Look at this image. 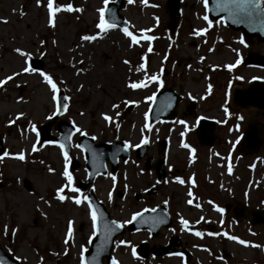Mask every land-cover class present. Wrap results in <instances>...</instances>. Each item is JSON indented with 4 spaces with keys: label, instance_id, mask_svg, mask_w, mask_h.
<instances>
[{
    "label": "rangeland",
    "instance_id": "obj_1",
    "mask_svg": "<svg viewBox=\"0 0 264 264\" xmlns=\"http://www.w3.org/2000/svg\"><path fill=\"white\" fill-rule=\"evenodd\" d=\"M124 1L125 5L119 13L125 20V27L137 36L140 35V29L151 28L152 31L147 34L156 37L151 41L152 52H147L148 42L143 40L139 45L129 47L130 40L123 35L119 27L109 30L107 34H101L102 38L91 43L80 40L82 35L95 34L98 31L95 28L98 18L96 9L104 6L103 0H54L57 5L71 3L73 8L84 9L81 13H57L55 29L46 24L47 13L44 5L47 0H42L39 7L36 0H0V20H7V23H0V78L10 75L13 71H20L23 66V58L12 49H27L33 53L32 59H37L43 64V71L51 73L56 81H65L58 87L65 95L71 97L69 111L53 121L50 129L52 135H57L55 124L59 120L71 124L75 121L88 136H96L95 142L129 141L131 144H138L143 135L149 140L147 153L151 157L155 156L158 141L166 139L168 165L174 164L183 171L179 177L184 181L197 174L199 190L211 197L208 202L200 203L199 208L193 202V210L185 214V219L190 222L189 230L181 231V236L179 235L181 241L192 249L195 262L264 264V225L253 224L249 219L235 220L216 211V207L223 208L225 203L231 202H242L248 208L264 210V149L253 154L240 150L243 132L250 120L244 122L236 118L241 112L232 109L226 92L227 88H231L236 82L235 77H243L239 82L246 86L250 75L257 74L242 64L247 47L237 42V32L231 31L222 23L216 24L215 21L214 26L203 36L192 35L193 29L205 27L206 24L202 19L205 9L201 0H183L178 25L172 32L168 30L166 0H147L146 4H142L140 0H133L131 4L128 0ZM152 4L157 7H152ZM21 9L25 13L24 16L19 14ZM53 39L57 41L55 45L52 44ZM39 40L46 41V45L41 49L47 53L44 57L37 54V49L40 48ZM209 48L214 50L209 52ZM232 49L239 50L241 63L229 72L224 65L234 63L236 53ZM254 50L264 53V45L258 44ZM144 55L149 75L163 68V86L159 87L153 83L143 89L126 88L125 83L128 80L143 78V72L137 73L135 68L141 63L140 58ZM165 56L167 59H164ZM201 56L205 57L203 61L200 60ZM125 59L130 61L129 65L123 63ZM79 61L83 63H78ZM188 65H191V68ZM76 69L83 71L77 73ZM41 79L35 73L21 74L0 88L2 145L5 151L10 153H17L21 149L26 152L23 162L6 157L0 163V243L5 252L21 264H79L80 248H87L92 231L86 204L76 206L71 201L60 203L53 198L55 188L65 182L60 175L64 161L59 147L53 144L40 147V144H37L40 150L31 152V144L36 143L37 137L29 130V121L36 127L50 121L44 117L49 115L53 108L50 90ZM226 81L228 86L224 88ZM81 84L83 89L77 91ZM208 84L212 85V90L205 96ZM165 88L173 89L181 97L176 109V120L154 125L149 123L151 131L145 129L142 133L141 129L145 124L144 113L149 112L152 102L146 97ZM189 94L193 99H189ZM201 96L205 98L200 99ZM18 97L23 99L17 102ZM123 100H137L139 103L125 106ZM189 101L195 102V114L185 113V106ZM111 103L119 104V109H111ZM224 107L228 108L227 116ZM115 111L120 112L119 117L115 116ZM20 112L25 115L9 124L8 121ZM81 112L83 115H79ZM101 113L112 116L115 123L120 125L119 129H116L115 123L104 122ZM197 115L223 121L219 123L222 128L218 142L211 151L198 147L195 136L190 134L194 117ZM179 120H184L191 127L185 131L184 126L177 123ZM181 132H185L183 137ZM78 136V133L73 135L70 157H74L79 166L75 170L69 167L76 187L78 180L84 181L86 176L83 151L76 147ZM182 139L190 149H195L194 159L198 158L196 162L194 159L191 162L190 158L184 159L189 150L181 147ZM129 150L128 163L121 164L116 174L111 173L116 177L115 183L108 173L87 188L95 193L113 218L120 222L128 220L138 209L133 197L135 193H142L141 184L152 183L150 172L134 157V148ZM212 153H217L218 157L215 158ZM40 161L44 163L41 164ZM229 166L232 169L231 174L228 172ZM48 167L54 168L55 173H48ZM206 175L216 178L219 186L207 182L204 177ZM171 180L176 181L175 178ZM171 186L164 187L162 192L169 193ZM128 190L130 193L126 199L116 196L117 192L119 194ZM178 191L184 198L183 189L179 186ZM85 192L80 194L85 195ZM109 192L112 193L111 201L108 199ZM40 196H44L51 207L44 205L39 199ZM37 205L47 213L46 218L41 216ZM69 219L73 220V240L67 245L65 255L66 246L63 240ZM5 224L8 226L7 234L3 230ZM208 224L212 231L223 229L222 232L261 247H246L224 236H209L206 230ZM13 228L18 229L15 234L12 233ZM197 231L201 232L202 236L194 235ZM120 240L130 242L134 246L142 240L150 247L154 243L147 232H125L117 238L112 251L113 258L119 264H185L176 256L159 259L148 257L145 260L134 258L131 255V247L118 244ZM205 248L208 251H205Z\"/></svg>",
    "mask_w": 264,
    "mask_h": 264
},
{
    "label": "snow or ice",
    "instance_id": "obj_2",
    "mask_svg": "<svg viewBox=\"0 0 264 264\" xmlns=\"http://www.w3.org/2000/svg\"><path fill=\"white\" fill-rule=\"evenodd\" d=\"M128 2L131 4V3H133V0H128ZM140 2L142 4H146L147 0H140ZM201 2L203 3L205 13H206L202 17V19L206 22V24H205V27L193 29L192 35L197 36V37L203 36L205 33H207V31L209 29H211L214 26L213 20L209 19V16L207 15L208 0H201ZM36 4L38 7L41 6L42 0H36ZM108 4H109V0H103L104 6L96 9V13L98 14V18H97V22L95 23V28L98 31L95 34L82 35L80 37L81 41L91 43L97 39L102 38L101 34H107V32L109 30L117 28V24L115 22H109L108 20L105 19V13H106V8H107ZM44 6L46 8V13H47L46 24L51 29H55V27H56L55 17H56L57 13H60L61 11H67V12L75 11L77 13H81L84 11V9L81 7L73 8L71 3H68L66 5H57L54 3V0H47L46 4ZM151 6L157 7V5H155V4H152ZM216 9H217V11L227 12L228 17L231 18L233 23H240V22H243L245 20H248V21L258 20L260 23L261 30L264 31V6H262V0H218L217 5H216ZM19 14L21 16L25 15V13L22 9H21ZM77 18H79V17H77ZM223 20H224V17H221V19L215 21V23L220 24L223 22ZM0 23H7V20H0ZM119 30L123 33V35L125 37L129 38V40H130L129 47L139 45L141 40H143V41L148 42L147 52H152L153 49H152L151 41L155 40L156 37L154 35H148L147 34V33L152 31L151 28L140 29L139 30V32H140L139 36L134 35V33L132 31H130L128 27L120 28ZM237 42L239 44L247 47V44L245 43L244 37H240ZM56 43H57V41L53 39L52 44L55 45ZM39 45H40V48L37 49V54L40 57L46 56V54H47L46 51L41 50L46 45V41L45 40H39ZM78 47H79V45H78ZM213 50L214 49L209 48V52H212ZM12 51L14 53H16L18 56L23 58V66L20 69V71H13L10 75H6L3 78H0V88L5 86L8 81H12L15 77H18L21 74H33V73H35L40 78H42L41 82L44 83L49 88L50 93H51V101L53 102V108H52L51 113L49 115L45 116L44 118L46 120H52L54 117L64 116L65 113H67L69 111V107H70L69 101L71 100V97L69 95H63V96L58 95L60 92V88L58 87V85L64 84L65 81L62 79L60 81H56L54 79V76L51 73L43 71V70H39L38 68L33 67L30 64V61L33 58V53L31 51L24 49V48H21V47H14L12 49ZM232 51H234L236 53V59H235L234 63H229V64L224 65V67L227 68V70L229 72H231L233 68H235L236 66H238L241 63V56H240L239 50L238 49H232ZM140 59H141V63L135 68V71L137 73L143 72V78L135 80V81L128 80L125 83V87L128 89H131V90H137V89L147 88L149 85H151L153 83H155L159 87H162L163 86V80L161 79V74L164 71L163 68H161L159 72L152 73L149 75L147 70H146V55L141 56ZM164 59H167V56H165ZM204 59H205V57H203V56L200 57L201 61H203ZM78 63L82 64L83 62L79 61ZM123 63L125 65H129L130 61L125 59L123 61ZM188 67L191 68V65H188ZM213 67H216V66H213ZM82 71H83V69H76L77 73H80ZM235 79L241 80V79H243V77L237 76V77H235ZM252 79L255 80V79H257V77H253ZM229 85H231V81H229ZM83 87H84L83 84L79 85L77 88V91L82 90ZM97 87H100V85H97ZM211 90H212V85L208 84L206 92H205V96L210 94ZM154 96H155V93H153V95H151V96H147L146 99L151 101L154 99ZM205 96H201L200 99H204ZM22 99H23L22 97H18L17 102H19ZM189 99H193L191 94H189ZM122 103L125 106H127L129 104H138L139 101H137V100H123ZM225 104H227V100H225ZM110 107H111V109L116 110V109H119L120 105L117 103H111ZM224 113H225V116L229 115L227 107H224ZM24 115L25 114L23 112L17 113L15 118L10 119L8 121V123L12 124L15 122L16 119H19L20 117H23ZM79 115H83V113L81 112V113H79ZM101 116H102L103 121L106 122L107 124L115 123L113 117L108 115L107 113H101ZM115 116L119 117L120 112L115 111ZM236 118L238 120L243 119V117L239 116V115ZM144 119H145V124H144L143 128L141 129L142 133L145 129L151 131V125L149 123H147V120H148V113L147 112L144 113ZM203 119H205V117H197V123ZM222 122L223 121H217V123H222ZM177 123L183 125L185 128V131H187L189 129L188 124L184 120H179V121H177ZM29 124H30L29 130L31 132L35 133L36 137H37L36 143L31 144V152H38L40 150V148L37 147V144H40V147H43L44 144H53V143L58 144L60 152L63 156V161H64L63 170L61 171L60 175L63 177L65 182L60 184L58 187L55 188L53 198L60 203H63L66 200L71 201L76 206H80L81 204H86V207L88 210V215L91 219L92 231H91V235L89 237V242H91L92 237H95L97 235L98 213H97V210H96L94 204L91 202L90 197L88 195L80 194L81 189L75 186L74 177H73L72 173L69 171L70 154L66 149H67V147H69L71 145V139H72L71 133H69L67 136L64 137L65 142H63V143H60L58 141H44L43 143H40V133L37 130L36 125L32 124L31 121H29ZM115 127L118 130L120 125L118 123H115ZM193 127H195V125H193ZM72 129L74 130L75 133H78L80 136H87L88 135V133L86 131H84L82 127L78 126L75 121H72ZM229 131H232V129H229ZM180 135H181V137H183L185 135V132H181ZM92 139L95 140L96 136H92ZM238 140H239V137H237V141ZM148 143H149L148 138L146 136L142 135L138 144H131L129 141H125L123 144V148L125 151H127L129 148H139L141 145H145ZM234 146L235 145H233V147ZM76 147L81 148V149L83 148V146L79 145V144H77ZM181 147L189 149L190 162H191V160L194 159L195 149H190L189 145L187 143H185L183 141V139L181 140ZM6 157L10 158V159H16V160L23 162L26 159V152L24 149H21L17 153H10L8 151H4L2 154H0V163H2L4 158H6ZM40 163L43 164L44 162L40 161ZM124 163L127 164L128 161L125 160ZM47 171H48V173L51 174V173H55L56 170L52 167H48ZM231 171H232L231 166H229V168H228L229 174H231ZM108 175L111 176L113 183H115L116 177L114 175H112L111 173H109ZM175 180L180 184L185 183V181L183 179H181L180 177H175ZM17 182H19V178H17ZM159 182L160 181H157V183H159ZM165 183H167V181H165ZM189 183L193 184V186H194L195 182H194L192 177H189ZM68 193L79 194V195H68ZM187 195L190 198L186 201V203L189 205H192L193 199H191V197L193 196V193H192L191 189H189ZM39 199H40V201L43 202L44 205L51 207L49 201L46 200L44 198V196H40ZM108 199H109V201H111V199H112V193L111 192L108 193ZM163 203L165 205H167L168 201L165 200V201H163ZM209 203H212V202L209 201ZM195 206L197 208H199L200 204L197 203ZM37 210L40 211L41 216H44L45 218L47 217V213L40 210L39 205H37ZM151 211L155 212L156 209L153 208V209H151ZM216 211L223 213L224 209L220 208V207H216ZM139 216H141V213L136 212V213L132 214L131 219L124 220L123 222L113 220L110 222V224L106 223L105 224V233L110 234L117 229H121L124 227V225L132 223L133 221H135L137 219V217H139ZM201 219H203V217H201ZM145 222H147V221H145ZM159 222H162V221H158L156 219H153V223H159ZM179 223L181 225V231L189 230L188 225L190 222L187 219H185L181 216L179 219ZM197 223H199V221H197ZM221 223H222V221H221ZM3 230H4L5 234L8 233L7 224L4 225ZM17 230H18L17 228H13L12 233L15 234ZM194 235L200 237V236H202V233L197 231L194 233ZM208 235L209 236H226L227 239L232 240V241H236L237 243L244 245L246 247H248V246H250V247H261L260 245L252 244L249 241L239 239L238 237H236L234 235H229L227 232H209ZM72 240H73V220L69 219L67 221V230H66V233L64 235V240H63V243L66 246L65 251H64L65 255H67V245H69V243ZM118 244L131 247V255L134 258H138L136 247L134 245H131L130 242L120 240L118 242ZM204 250L208 251L207 248H205ZM86 251H87V249H85L83 246H81L80 252H79V264H88V262L85 258V252ZM177 255H182V254L177 253ZM41 262H42V258H41ZM0 264H2V261H0ZM111 264H119V262L115 258H112Z\"/></svg>",
    "mask_w": 264,
    "mask_h": 264
},
{
    "label": "water",
    "instance_id": "obj_3",
    "mask_svg": "<svg viewBox=\"0 0 264 264\" xmlns=\"http://www.w3.org/2000/svg\"><path fill=\"white\" fill-rule=\"evenodd\" d=\"M182 0H166V9L169 14V22L168 28L172 32L176 29L178 25V20L181 15V4ZM218 0H208V11L207 15L211 20H220L221 17H224L223 23L231 30L238 31L241 34V37H244L245 42L252 44L253 39H256L260 43H264V31L261 30L260 23L258 20L256 21H248L245 20L240 23H233L231 18L228 17V13L224 11H217L216 5ZM124 0H115L113 2H109L106 8L105 19L109 22H115L117 27L123 28L126 26L124 18L119 14V10H121L124 6ZM262 6H264L262 0ZM30 64L33 67L41 70L43 68V64L36 59H32ZM244 64L246 65H255L259 67H264V56L257 53H248L245 56ZM60 96L65 95L62 91L59 92ZM179 96L172 91L171 89H164L161 92L157 93L153 99V103L150 109L149 120L152 124L158 122L159 120L172 121L176 117L175 109L179 102ZM232 103L235 106H238L241 109H247L250 107H255L257 109H264V83L255 82L252 86H248L242 89H234L232 93ZM191 110H189L190 112ZM58 117H54L53 119H57ZM51 123L43 124L39 129L40 133V141H58L60 143L65 142L64 137L69 133L73 135L74 130L72 129V125L65 123L64 121H60L56 128L59 132V137H51L49 135ZM201 128V126L199 127ZM201 133V132H200ZM263 138V129L258 130L257 126H251L246 135V143L244 149H254L256 150ZM57 144V143H55ZM78 144L83 146V150L85 153V162H86V170H87V183L80 184L82 188H85L89 185L97 175L105 174L107 172L106 163H109L111 166V170L114 172L117 169L118 159L121 158L125 161L129 156V151H125L123 148V144L119 142L114 143H94L92 139L81 136L78 140ZM58 145V144H57ZM164 147V143L161 145ZM148 147V144L141 145L137 149V156L139 158L143 157L145 151ZM69 154L71 151V145L66 149ZM3 153V148L0 143V154ZM71 163L73 167L77 166V163L72 159ZM149 165V162L147 163ZM158 172L162 175V162L158 165ZM162 180V179H161ZM91 202L94 204L97 213V235L91 241L88 250L85 253V258L88 264H102L103 259L107 261V264H111V249L113 246L114 239L117 235L122 234L124 230L117 229L110 234L105 233V224L111 222L109 219V214L105 211L103 205L99 203L95 196L92 193H89ZM236 212H240L241 216L244 215V209L242 206L236 207ZM246 213V212H245ZM250 214L251 219L254 223H263L264 224V213L261 214L257 210H252L247 212ZM149 214V212H147ZM147 221V222H145ZM159 223H153L152 216H145V214H141V216L137 217L135 221L127 225L128 231H139L141 229H148L152 235H155L158 229L164 225L168 227L170 221L166 219H161ZM138 253L141 258L147 256V246L146 244L138 247ZM173 250L171 245L164 246L160 249H153L151 253L153 255H163L167 253H171ZM0 261L2 264H20L18 260L11 258L7 255L4 250L0 246Z\"/></svg>",
    "mask_w": 264,
    "mask_h": 264
},
{
    "label": "flooded vegetation",
    "instance_id": "obj_4",
    "mask_svg": "<svg viewBox=\"0 0 264 264\" xmlns=\"http://www.w3.org/2000/svg\"><path fill=\"white\" fill-rule=\"evenodd\" d=\"M256 45H258V44L254 43L253 46H251L247 50V52L248 51L252 52V53L255 52V53H259V54L264 55V53H261V52L254 50ZM252 70L256 71L257 74L252 73L250 75V81L249 82L251 83L254 81V79H252L253 77H257V79H255V80H259V81L264 82V70L258 69L256 67H252ZM226 91L228 94V98H230V96H231L230 88L228 87ZM232 109H234V108L232 107ZM240 116L243 117V119L241 121L246 122V121L250 120L248 122V125L244 129L242 142H240V144H241L240 150L243 152L242 145L244 143V138L246 136V133H247L250 125L256 121L264 123V111L263 110H256V109L252 108V109L247 110V111H242ZM207 119H209V118H207ZM195 121H196V123H195ZM214 122H215V124H212ZM193 124L194 125L197 124L196 119L194 120ZM194 128L195 127H193V126L190 128V134L192 131V135L195 136V129ZM220 128H222V125H219V123H217V121L215 119H209V120H206L203 122V126L201 128L202 129V143L208 144V145L213 144V147H205L202 144V148H205L208 151H211L214 148V145L217 144L218 139H219ZM211 135L214 136L213 139H211ZM195 138H196V136H195ZM157 147L158 148H155V156H152V158L150 160H147L145 162L146 158L149 156L148 153H147V157L140 159V160L137 159L143 163L144 167L149 162V169L146 171L150 172V174L152 176V183L149 185L147 183L141 184L142 188L140 189V191H142V193H135L134 194L133 199H134L135 204H136L138 209H136L133 213L144 211V210H151L153 208L157 209L161 206H164L163 208L169 217L170 225L168 228L161 227V229L155 235V237L152 238L153 242H154L153 246H155L159 249L161 246H165V245L170 244L172 249H175L177 251L182 252V255H177V257L182 258L184 260L187 259L186 261H188V264H195L194 263L195 262V256L192 253V249L189 248L186 243H183L181 241V237H180L181 236L180 235L181 225L179 223V219L181 216L183 218H185L186 212H191L193 210L192 205H189L186 203V201L190 198L187 195L189 189H191V191L193 193V196L191 197V199H193V202H195L196 204L208 202L207 200L211 199V197L204 195L203 190H199V181H198L199 176L197 174L190 176L193 178V180L195 182L194 186H193V184L189 183V178L187 181H185L184 184H180L177 181L171 180V178L179 177L180 174H183V171L179 170L177 166H174V164L168 165V161L166 158V152H167L168 145L165 149H161L159 147V144ZM244 153L253 154V153H250L249 151L248 152L244 151ZM212 154L215 155V158L218 157L217 153H212ZM230 157H231V155H230ZM187 158H190L189 153H187L185 155L184 159H187ZM197 159L198 158H195L194 161L196 162ZM209 159H210V157H209ZM161 161H162V168L164 170L163 175H164L165 179H164V181L157 183V181H159L161 178V174L158 172V164ZM181 161H182V159H181ZM208 176L209 177H207V175L204 176L205 180L207 182L212 183V184H216V186H219L217 184L216 178H212V176H210V175H208ZM170 180H171V182H170ZM165 181H167V183H165ZM168 185H172L171 191L169 193H163L162 189ZM178 186L183 189L184 198L181 196L182 193L180 191H178ZM148 190L152 194L147 193ZM129 193H130L129 190L127 192L121 191V192H119V194L116 193V196L118 198L123 197L124 199H126L125 197L128 196ZM165 200L168 201L167 205H165L163 203V201H165ZM128 203L131 204V202L129 200H128ZM232 203L233 202L224 204V206H223L224 215H228V216L235 218V220H239L235 217L234 208L226 206V204H232ZM248 209L250 210L252 208H248ZM157 213L160 215V212H157ZM159 215H157L158 218H159ZM244 219H249V221H250V216H248L246 214L244 216L243 220ZM206 230L208 232L211 231L209 225L206 227ZM216 230H218V229H216ZM216 230L213 229V232ZM222 231H223V229H219L217 232H222ZM150 238H151V236H150ZM155 258L159 259V258H161V256L155 257Z\"/></svg>",
    "mask_w": 264,
    "mask_h": 264
}]
</instances>
